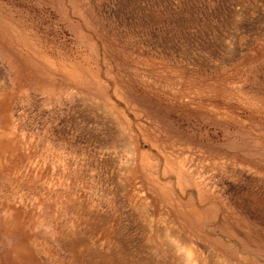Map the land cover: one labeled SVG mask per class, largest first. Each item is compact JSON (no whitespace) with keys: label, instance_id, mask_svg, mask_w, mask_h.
Instances as JSON below:
<instances>
[{"label":"rangeland","instance_id":"374dc122","mask_svg":"<svg viewBox=\"0 0 264 264\" xmlns=\"http://www.w3.org/2000/svg\"><path fill=\"white\" fill-rule=\"evenodd\" d=\"M165 218L264 264V0H0V264H198Z\"/></svg>","mask_w":264,"mask_h":264},{"label":"bare ground","instance_id":"6f19581e","mask_svg":"<svg viewBox=\"0 0 264 264\" xmlns=\"http://www.w3.org/2000/svg\"><path fill=\"white\" fill-rule=\"evenodd\" d=\"M131 143L132 142H130L129 141V138H128V140H127V148H128V151L131 153V154H135V152H134V150H133V147H132V145H131ZM137 156V155H136ZM129 158H130V160L131 159H133V157H131V156H129ZM184 170V169H183ZM171 188V187H170ZM169 221V220H168ZM163 223V227H162V229L164 230V232L166 233V235L168 236V237H171L172 239H174V240H176V241H178L181 245H182V247H183V249L185 250V252L186 253H188L189 255H191V256H194L193 258H195V259H198V264H201L202 263V259H203V257H204V255H203V253L199 250V248L191 241V239L189 238V237H187V236H185V235H183V234H181V233H178V232H174L173 230H172V226L171 225H169L168 223H167V218H165L164 219V221H162ZM106 236H108V235H106ZM108 237H111L110 235L108 236ZM109 241V240H108ZM119 242V241H118ZM114 243H116L115 241H114ZM119 244V243H118ZM78 246H80L81 247V249H82V247H88L89 245L88 244H86L85 242L84 243H79L78 244ZM73 248V247H72ZM116 248V247H115ZM119 248V247H118ZM85 250H88V248H86ZM90 250V249H89ZM112 250V249H111ZM118 250V249H117ZM121 250V249H120ZM81 251V250H80ZM110 251V250H109ZM201 255H199V254ZM122 254V253H121ZM118 258V257H117ZM219 258V257H218ZM205 259V258H204ZM219 259H221V258H219ZM96 260V259H95ZM94 260V261H95ZM206 260V259H205ZM123 261V260H122ZM121 261V262H122ZM114 263V262H113ZM89 264V263H88ZM97 264V263H96ZM120 264V263H119ZM133 264V263H132Z\"/></svg>","mask_w":264,"mask_h":264}]
</instances>
